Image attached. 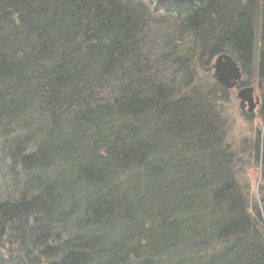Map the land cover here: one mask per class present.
Wrapping results in <instances>:
<instances>
[{"label": "trees", "instance_id": "obj_1", "mask_svg": "<svg viewBox=\"0 0 264 264\" xmlns=\"http://www.w3.org/2000/svg\"><path fill=\"white\" fill-rule=\"evenodd\" d=\"M260 29L264 0H0V264H264L208 105L225 90L184 92L220 55L247 75Z\"/></svg>", "mask_w": 264, "mask_h": 264}, {"label": "rangeland", "instance_id": "obj_2", "mask_svg": "<svg viewBox=\"0 0 264 264\" xmlns=\"http://www.w3.org/2000/svg\"><path fill=\"white\" fill-rule=\"evenodd\" d=\"M155 2L156 0H151ZM259 24V23H258ZM258 28H260L258 26ZM261 35H264V29H260L257 35V41L255 45V59L249 68L247 75H243L240 69L241 78L237 82L235 88H225L219 85L214 78L213 70L210 69L208 74L205 71H199L198 68L193 69L192 81H189V86L184 92L189 91L193 86L202 88V91L208 95L207 91L213 89L214 84L225 90L224 100L219 95H208V105L211 106L213 113L218 117L219 121V139L220 150L223 152L224 157L227 158V168L231 175L235 187L246 205L247 213L255 216L256 214L264 216V181L261 176V144L264 140V79L259 78L258 72V59L262 54ZM192 47L190 39L184 38L179 44L176 50V56L187 57L189 50ZM171 49L156 52V54L163 53L169 54ZM190 55V54H189ZM192 55V54H191ZM196 59V58H195ZM193 59V62H195ZM216 58L211 61V66ZM245 89H252L251 94L242 95L241 91ZM245 96H249L246 99ZM213 104V105H212ZM216 117V118H217ZM154 126L151 124L150 135L152 136V130ZM154 134V133H153ZM158 138H163L162 134H157ZM3 148L0 142V157L3 155ZM164 155L166 158L173 157L172 160H182L185 166H197L200 169H205L211 162V158L204 155L198 156L199 164L194 162L191 155L180 152L175 147H167L164 149ZM64 156H68L66 150L63 151ZM159 156H162L159 152ZM195 158L196 154L193 155ZM209 159V160H208ZM60 160V159H59ZM61 161V160H60ZM5 160H0V187L3 186V173L7 168V164L3 163ZM49 162H45L43 165L46 167ZM214 165V163H213ZM65 171L64 165L57 164V167L51 169L46 167L38 172L41 178L46 177L48 179H55L56 182L60 181L61 175ZM57 179V180H56ZM11 184V183H10ZM8 197L14 198L15 194L8 188L0 194V200H4ZM206 213L209 209H206ZM222 243L213 244L208 250H205L201 255L206 258L210 252L213 255L221 253L224 249ZM4 251V250H3ZM2 250L0 252L4 254ZM194 256L189 255V258ZM198 256L195 255V259ZM179 259V258H178Z\"/></svg>", "mask_w": 264, "mask_h": 264}, {"label": "water", "instance_id": "obj_3", "mask_svg": "<svg viewBox=\"0 0 264 264\" xmlns=\"http://www.w3.org/2000/svg\"><path fill=\"white\" fill-rule=\"evenodd\" d=\"M211 69L213 70L214 78L219 85L228 89L234 88L241 78L237 63H235L228 55H220L216 57ZM243 92L250 93L252 92V89L241 91L240 94Z\"/></svg>", "mask_w": 264, "mask_h": 264}, {"label": "bare ground", "instance_id": "obj_4", "mask_svg": "<svg viewBox=\"0 0 264 264\" xmlns=\"http://www.w3.org/2000/svg\"><path fill=\"white\" fill-rule=\"evenodd\" d=\"M239 67V66H238ZM239 70H240V68H239ZM236 87V86H235ZM234 87V88H235ZM247 89H245V91H246ZM252 92H253V90H252ZM252 92H250V93H248V92H243V93H241L242 95H247V93L248 94H251ZM246 97V99H249V96H245Z\"/></svg>", "mask_w": 264, "mask_h": 264}]
</instances>
